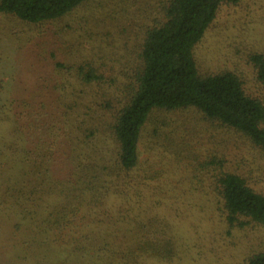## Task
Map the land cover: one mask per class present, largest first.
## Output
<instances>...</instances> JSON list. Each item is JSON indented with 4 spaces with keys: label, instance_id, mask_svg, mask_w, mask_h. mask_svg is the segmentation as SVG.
Instances as JSON below:
<instances>
[{
    "label": "trees",
    "instance_id": "1",
    "mask_svg": "<svg viewBox=\"0 0 264 264\" xmlns=\"http://www.w3.org/2000/svg\"><path fill=\"white\" fill-rule=\"evenodd\" d=\"M87 1L0 0V16L35 25L61 19ZM223 1L165 0L162 17L145 31L132 73L125 71L118 90L103 89L106 102L97 96L101 72L56 62L73 79L70 89L58 87L47 98L41 91L17 92L0 103V214L22 246L32 244L34 264L39 252L45 264L173 259L171 225L149 201L154 176L140 174V139L160 112L194 110L264 151L262 101L247 94L232 72L197 70L194 47ZM250 61L264 86V54ZM88 103L100 107L90 120L81 111ZM217 167L216 201L228 225H264V193ZM243 264H264V252Z\"/></svg>",
    "mask_w": 264,
    "mask_h": 264
},
{
    "label": "rangeland",
    "instance_id": "2",
    "mask_svg": "<svg viewBox=\"0 0 264 264\" xmlns=\"http://www.w3.org/2000/svg\"><path fill=\"white\" fill-rule=\"evenodd\" d=\"M164 1L89 0L61 19L35 25L0 16V103L17 92L41 91L47 98L58 87L70 89L73 79L56 62L101 72L97 96L106 102L107 92L118 90L125 71L132 73L138 63L145 31L162 17ZM256 53L264 54V0H224L193 50L200 75L232 72L264 104V86L250 61ZM81 111L90 120L100 107L88 103ZM104 118L107 135L106 110ZM138 150L140 174L150 171L157 186L149 201L171 225L176 245L173 259L139 264H243L264 252V225L229 226L214 190L218 165L264 193V151L191 109L160 112L144 128ZM8 225L0 214V264H34L32 244L22 246ZM38 259L47 263L40 252Z\"/></svg>",
    "mask_w": 264,
    "mask_h": 264
}]
</instances>
